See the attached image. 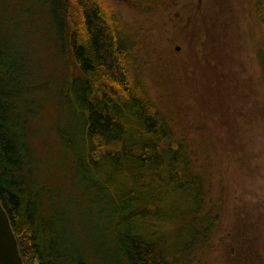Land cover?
I'll return each mask as SVG.
<instances>
[{
  "label": "trees",
  "instance_id": "16d2710c",
  "mask_svg": "<svg viewBox=\"0 0 264 264\" xmlns=\"http://www.w3.org/2000/svg\"><path fill=\"white\" fill-rule=\"evenodd\" d=\"M246 1L264 83V0ZM50 8L51 32L43 36L52 35L66 55L71 70L61 95L79 109L76 138L59 131L72 153L60 152L70 159L71 178L53 174L49 154L37 156L31 147L27 121L36 100L45 98L29 93L31 82L48 92L53 79L40 78L36 68V25L18 21L14 11L8 15L0 3V204L22 263L89 264L80 236L70 239L60 230L73 219L64 196L74 197L91 232L105 236L118 264H230L227 252L218 261L209 251L222 213L214 152L188 138L151 98L117 9L110 0H55ZM248 261L237 257L235 264Z\"/></svg>",
  "mask_w": 264,
  "mask_h": 264
},
{
  "label": "rangeland",
  "instance_id": "374dc122",
  "mask_svg": "<svg viewBox=\"0 0 264 264\" xmlns=\"http://www.w3.org/2000/svg\"><path fill=\"white\" fill-rule=\"evenodd\" d=\"M49 1L0 3L8 15L14 11L18 21L28 19L36 25V68L40 78L53 79L48 92L47 86L35 87L31 82L30 94H45L39 103L36 100L27 121L32 128L31 147L37 156L49 154L45 161H51L53 174L71 178L72 153L61 144L59 131L76 138L79 109L61 95V83L67 82L71 70L66 55L52 35L48 40L43 36V31L51 32L48 6L51 10L55 0ZM110 1L131 37L129 53L151 98L171 114L170 121L180 122L188 138L203 141L214 152L212 169L221 175L222 213L210 241L212 259L219 261L220 254L227 252L230 264L237 257L249 259L248 264H264V83L256 61L258 30L251 4L246 0H180L185 1L183 7L179 0ZM26 8L31 9L29 16ZM6 12L2 16L9 23ZM176 21L187 23L175 31L183 30L181 41L171 36ZM41 22L44 25H37ZM174 45L180 46L178 52ZM170 53L180 55L171 58ZM60 152L69 157L61 159ZM32 166L36 169L33 160ZM37 169L44 170L40 163ZM62 203L73 219L60 230L70 239L73 233L80 236V249L86 250L89 264H118L105 236L91 232L93 223L76 211L74 197L63 196Z\"/></svg>",
  "mask_w": 264,
  "mask_h": 264
},
{
  "label": "water",
  "instance_id": "95a60500",
  "mask_svg": "<svg viewBox=\"0 0 264 264\" xmlns=\"http://www.w3.org/2000/svg\"><path fill=\"white\" fill-rule=\"evenodd\" d=\"M0 264H23L19 256L14 233L0 204Z\"/></svg>",
  "mask_w": 264,
  "mask_h": 264
},
{
  "label": "flooded vegetation",
  "instance_id": "af4514ba",
  "mask_svg": "<svg viewBox=\"0 0 264 264\" xmlns=\"http://www.w3.org/2000/svg\"><path fill=\"white\" fill-rule=\"evenodd\" d=\"M176 0H174L173 2H175ZM178 3L179 4H181L183 7L185 6V1H178ZM189 5H190V3L189 2H187ZM186 22H180V21H176V22H173L172 23V28H171V30H173V33L171 34V36L173 37V38H176L177 39V41L178 40H183V37H184V32H183V30L181 31V32H179V33H176L175 31H177V29H181L182 27H186ZM179 48H180V46L179 45H174L173 46V49L175 50V51H179ZM170 55H172V57L171 58H174V57H176V56H178V55H180V53H176V54H174V53H170ZM180 57H182V55L180 56ZM176 59H178V58H176Z\"/></svg>",
  "mask_w": 264,
  "mask_h": 264
},
{
  "label": "bare ground",
  "instance_id": "6f19581e",
  "mask_svg": "<svg viewBox=\"0 0 264 264\" xmlns=\"http://www.w3.org/2000/svg\"><path fill=\"white\" fill-rule=\"evenodd\" d=\"M15 237V236H14ZM16 241V240H15Z\"/></svg>",
  "mask_w": 264,
  "mask_h": 264
}]
</instances>
